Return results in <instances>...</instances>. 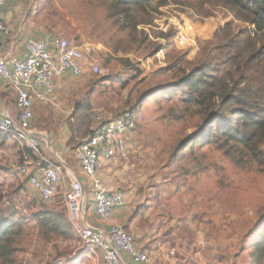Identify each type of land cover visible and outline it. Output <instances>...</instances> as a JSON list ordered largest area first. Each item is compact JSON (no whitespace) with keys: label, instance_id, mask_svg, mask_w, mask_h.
I'll return each mask as SVG.
<instances>
[{"label":"rangeland","instance_id":"1","mask_svg":"<svg viewBox=\"0 0 264 264\" xmlns=\"http://www.w3.org/2000/svg\"><path fill=\"white\" fill-rule=\"evenodd\" d=\"M35 1L29 0L28 9L36 6ZM81 2L65 0L61 3L57 0L50 17L52 20L48 23L50 26L46 29L49 34L59 36L76 47H94L95 58L106 73L96 75L87 68L81 78L68 76L58 79L55 100L35 109L33 126L51 135L53 143L62 149L70 137L69 123L73 121L77 104L91 107L88 113L93 131L96 116L117 117L126 110H132L128 104L133 107L141 98L142 104L137 111L138 131L143 138L140 137L139 143L133 146L129 142L126 158L131 170L127 175L128 183L122 186L139 228L133 232L128 230L129 233L138 240L147 238L149 247L153 244L165 247L169 259L183 264H249V254L254 251L252 248L250 251L248 246L253 245L264 230V171L254 167L238 168L214 145L204 146L197 148L195 156L206 169L197 176H190L186 189L179 191L170 174L173 150L194 133L196 120L177 121L174 118L171 108L177 109L175 114L180 111L179 98L174 106L166 101L167 90L163 85H168L171 75L158 71L168 65L167 41L155 37H160L161 33H172L176 44L174 53H182L186 60L192 61L201 53L203 42L215 39L217 31L211 39H204L206 36L201 34L202 30L210 23L223 24L225 11L215 9L214 17L203 19L185 7L170 5L154 9L151 11L154 18L152 26L138 28L145 29L151 36V46L147 50L116 55L85 23L83 9L79 6ZM42 18L44 24L46 18ZM235 27L238 31L248 26L237 22ZM177 32H183L192 43L184 47L178 45ZM161 51L163 63L157 57ZM120 59H129L131 68L121 64ZM15 100V97L10 100L12 105ZM84 140L79 139L78 144ZM47 144H50L49 140ZM74 152L67 151L70 156L66 161L71 166H75ZM21 156L19 145L0 135V177L5 179L4 184H0V197L8 201L12 199L10 202L17 204L24 176L12 166L22 167ZM30 157L34 162L38 161L36 157ZM37 203L33 200L28 211L35 214L41 208ZM91 203L89 196L88 205ZM55 207H64L61 196L50 208ZM30 228L29 236L20 245L22 251L17 254L16 264H60L73 251L82 249L79 241L76 245L72 243L77 238L49 242L38 228ZM171 251H175L174 255H170ZM86 263L89 264L83 260L79 264Z\"/></svg>","mask_w":264,"mask_h":264},{"label":"trees","instance_id":"2","mask_svg":"<svg viewBox=\"0 0 264 264\" xmlns=\"http://www.w3.org/2000/svg\"><path fill=\"white\" fill-rule=\"evenodd\" d=\"M56 1H35L36 17L46 18V28ZM170 5L189 8L203 19L214 17L215 9L221 8L226 18L214 41L203 42L201 53L192 61L174 53L172 33L155 37L167 41L168 65L158 71L171 75L168 85H163L166 101L174 106L179 98L180 111L175 114L177 109L171 108V112L177 121L196 120L194 133L173 150L170 174L178 190L186 189L188 178L206 169L195 156L197 148L204 146L214 145L238 168L264 171V0H82L79 6L87 26L117 55L147 50L151 36L138 28L151 27V11ZM237 22L248 27L235 31ZM120 62L131 68L129 59ZM141 104L139 98L133 107L128 105L138 113ZM90 109L89 105L75 106L67 148L77 149L79 139L94 133ZM34 218L46 241L77 238L65 207L43 206ZM30 227L25 216L0 197V264H16ZM251 248L249 264H264V230Z\"/></svg>","mask_w":264,"mask_h":264},{"label":"built area","instance_id":"3","mask_svg":"<svg viewBox=\"0 0 264 264\" xmlns=\"http://www.w3.org/2000/svg\"><path fill=\"white\" fill-rule=\"evenodd\" d=\"M8 2L0 0V8ZM11 36V30L0 19V39ZM176 42L181 47L192 43L183 32H177ZM162 51L157 53L160 63H163L160 57ZM87 68L96 75L106 73L95 58L94 47H76L51 34L24 43V57L13 52L0 53V85L16 98L12 107L0 101V135L19 145L23 165L12 168L24 176L18 204L6 198L3 201L21 211L27 222L38 228L28 205L37 200L39 207H52L62 192L69 222L77 235V241L72 243L76 245L79 241L82 249L73 251L60 264H79L83 260L89 264H99V261L102 264H127L123 256H127L132 264H156L147 252L137 247L136 239L129 231L123 226L111 224L115 213L126 204L125 193L111 191L100 176L102 160L111 161L128 153L130 137L138 128V113L126 110L113 118L95 117L94 133L79 144L76 151V159L87 185L76 172L60 162H54L45 153L48 135L33 126L36 104L45 105L55 100L57 80L68 76L81 78ZM27 151L38 161L34 162ZM4 182L5 179L0 177V184ZM89 196L98 224L90 219ZM174 253L171 251L170 255Z\"/></svg>","mask_w":264,"mask_h":264},{"label":"crops","instance_id":"4","mask_svg":"<svg viewBox=\"0 0 264 264\" xmlns=\"http://www.w3.org/2000/svg\"><path fill=\"white\" fill-rule=\"evenodd\" d=\"M29 4H30L29 0H9V2L5 7L0 8V19L7 24V26L12 32V36L10 38L0 39L1 54L13 52L19 55L20 57H24V43H26L28 40L31 39H35V40L41 39L45 35L49 34L45 24H43L44 19L41 17L39 18L36 17V11H35L36 6L35 7L32 6L31 8L28 9ZM28 13L31 14L29 15ZM224 23L221 25L219 23L216 24L210 23V25H207V27H205L202 30L203 33H201L204 36H206L204 39H211L213 37V34L224 26ZM36 26L38 27L36 28ZM160 42L165 44L164 40H160ZM189 56L194 57V55H189ZM59 81H58V85H59ZM12 97H14V94L8 91L7 89H4L0 85V101L6 102L9 105L11 104L10 100H12ZM10 106L12 107L13 105L11 104ZM41 107L42 104H36L35 109L37 108L40 109ZM47 135L50 144L44 146L45 153L49 154V156L54 162H60L61 164L65 165L67 169H71L74 172H76L79 178L85 183V185H87V181L82 176V173L78 165V161L76 159L77 149H73L75 150V152H74V156H72L74 165L76 167L71 166L66 161V158L70 156L67 153V151L72 150L66 147V143L69 140V138L64 142L65 143L64 148L61 149L57 147V144L53 143L51 139V135L49 134ZM140 137L143 138V135L142 133H139L137 128V130L134 133H132L130 137V141H131V142L129 141L130 145L132 144L134 145L135 143L138 144ZM126 157L127 156L125 155L124 156L119 155L111 161H103V160L101 161L102 164L100 168V176L111 191H121L125 193L124 190L122 189V186L128 183L129 178L127 177V175H128V171L131 170L130 162L127 160ZM76 168L78 169V171ZM59 196L62 197V192L59 193ZM125 198H126L125 206L122 209H120L117 213H115V215L112 218L111 224L123 226L127 231L130 230L133 232L134 230H138L139 228H137V223H136L137 220L134 217V213L127 204L126 194H125ZM89 214L91 221L98 224L93 213V203H91V205L89 206ZM101 226L104 227L105 225H101ZM147 242H148L147 238L142 240L136 239L137 247L147 252L150 255V257L156 262V264H183L181 261H175L174 259H169L167 253L168 249H164L165 247L163 248L160 247L159 245L155 246V244L149 247L147 245ZM179 248L183 249L180 246ZM123 258L127 264H132L127 256H123ZM203 262H205V260ZM99 264L102 263H100L99 261Z\"/></svg>","mask_w":264,"mask_h":264}]
</instances>
